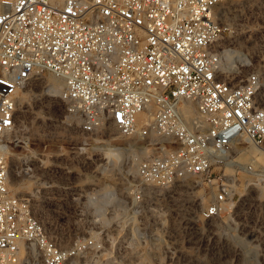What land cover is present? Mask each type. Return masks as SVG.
<instances>
[{
    "label": "built area",
    "instance_id": "built-area-1",
    "mask_svg": "<svg viewBox=\"0 0 264 264\" xmlns=\"http://www.w3.org/2000/svg\"><path fill=\"white\" fill-rule=\"evenodd\" d=\"M255 64L264 0H0V264H161L179 188L190 208L189 190L213 183L243 140V154L264 148V72L244 73ZM45 72L64 80L71 135L55 146L65 152L49 155L48 143L15 163L18 92ZM112 135L152 153L119 178L103 168L114 195L97 232L89 151ZM234 198L216 190L201 216L234 212Z\"/></svg>",
    "mask_w": 264,
    "mask_h": 264
},
{
    "label": "rangeland",
    "instance_id": "rangeland-1",
    "mask_svg": "<svg viewBox=\"0 0 264 264\" xmlns=\"http://www.w3.org/2000/svg\"><path fill=\"white\" fill-rule=\"evenodd\" d=\"M245 66L244 73L253 68H261L264 72V64ZM42 76V81L37 76L21 89L20 95L24 96L25 100L19 106V136L23 139L25 147L18 151L20 156L27 154L28 149H33L36 144L40 147L36 153L31 154L32 156L41 154L48 143L49 155L58 151L65 152V149H56L55 146H65L63 137L71 135L62 125V121L65 120L63 102L60 101L59 95L49 90L50 84L57 78L49 72ZM37 132H55L56 138L45 140L31 136ZM54 139L55 144L51 142ZM76 141L80 142L81 139L78 137ZM128 141L137 144L135 139L127 140L115 135H112L110 143L104 141L93 143L94 149L89 151V156L96 160L94 182L99 191L95 197H102L106 190L102 188L107 187L109 173L103 168L108 162L111 164L112 161H116L118 169L115 168L117 171L113 173L116 178L120 177V174H125L126 167L129 169L130 163L125 164L127 160L132 163L129 147L136 150L137 146L135 144L132 146ZM242 142L230 152L232 162L221 163L220 166L213 168L215 179L213 183L207 182L198 187L196 184V187L189 190L195 195L196 205L190 208L188 203L180 205L179 203L190 196L185 185L183 192L179 188L174 200L175 206H171L170 210L173 221L169 222L168 234L171 237L165 240L164 252L156 256L161 259V264H264V148L252 146L250 151L254 150L255 154H251L250 151L243 154L247 144L244 140ZM117 148L122 150L118 151ZM112 150L116 154L119 152L117 159L110 155ZM142 159L144 158L134 159L133 162L137 164ZM221 188H227L235 195L231 204L232 210H235L234 212L230 210L231 213L223 212L218 219L210 223L201 216V207L207 205L213 193ZM96 208H98L96 230L104 231L106 205H97ZM169 250L171 253H168Z\"/></svg>",
    "mask_w": 264,
    "mask_h": 264
},
{
    "label": "bare ground",
    "instance_id": "bare-ground-1",
    "mask_svg": "<svg viewBox=\"0 0 264 264\" xmlns=\"http://www.w3.org/2000/svg\"><path fill=\"white\" fill-rule=\"evenodd\" d=\"M260 70V69H259ZM54 77H56L57 79H54L53 80V82L50 84V88H49V90L51 91V92H54L56 95H61V92H62V90H63V88H64V80H63V78H61V77H58V76H56V75H54V74H52ZM39 78V80L40 81H42V79H43V76L42 75H39L38 76ZM21 89L22 88H20L19 89V92H18V107L24 102V100H25V97L24 96H22V95H20V93H21ZM262 99L264 100V96H262ZM188 108H189V111L190 112H196L197 111V107H196V104L195 103H189L188 104ZM51 126H53V125H51ZM65 128V127H64ZM63 128V129H64ZM59 130H61V129H59ZM55 132H50V133H46V132H37V133H32L31 134V136H37L38 138H41V139H45V140H48V139H53V138H56L55 137ZM15 135H20V131L19 130H17V132L15 133ZM138 136V135H137ZM121 138H124V139H126V138H128V137H125V136H122ZM128 140V139H127ZM131 141V140H130ZM130 141H128L129 143H131L132 144V146L136 143H133V142H130ZM136 146H137V149L135 150V149H131V147H129V150H130V154H129V156L130 157H132L131 159H132V163L130 162V161H126V163L125 164H128V163H130V165H128L129 166V169L128 170H132V169H134L135 167H136V164L133 162V160L134 159H139V158H145V157H147L148 155H150L152 152V150H150L146 145H139V144H135ZM49 147H50V145H48ZM40 147V145H38V144H36V147H34L33 149H28V152H27V156L29 157V156H31V154H33V153H36V151H37V149ZM116 150H118V151H120V150H122L121 148H117ZM51 152V151H50ZM250 153L251 154H255V151L254 150H251L250 151ZM245 154V153H244ZM111 156H114L116 159L119 157V152L116 154V153H114V150H112L111 151V154H110ZM143 156V157H142ZM19 159H20V155H19V153H17V152H15V154H14V157H13V160H14V162L16 163V162H18L19 161ZM122 164V163H121ZM124 164V165H125ZM111 166L113 167V168H117V163H116V161L114 160V161H112V163H111ZM127 165H125V167H126ZM123 167V166H122ZM126 168H128V167H126ZM105 170V169H104ZM117 171V170H116ZM123 172V171H122ZM119 174V173H118ZM115 175V174H114ZM121 175V174H120ZM118 176V175H117ZM12 177H13V181L14 182H17V179H16V173L15 174H13L12 175ZM118 178H119V176H118ZM32 185H33V183L32 182H30V181H27V182H23L22 184H21V186H18V190H31L32 189ZM185 186H187L188 184L186 183V184H184ZM184 185L182 186V187H180V191H184L185 189H184ZM102 189H106L105 190V192H103V196L102 197H100V198H98V197H96V202H95V206L97 207V205L99 206H101V205H103V204H105L106 205V203L107 202H109L110 200H111V196H113L114 194H112L111 196L110 195H108V191H107V187L105 188H102ZM101 189V190H102ZM107 191V192H106ZM99 199V200H98ZM98 209V208H97ZM36 211H37V213H38V215L41 217V215H42V212H43V209H42V207H41V205H38L37 207H36ZM98 211V210H97ZM43 217H44V220L45 221H49V220H51V218H52V213L50 212V211H47V212H45L44 213V215H43ZM189 256V255H188ZM191 261V260H190Z\"/></svg>",
    "mask_w": 264,
    "mask_h": 264
}]
</instances>
